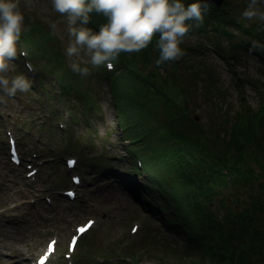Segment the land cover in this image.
<instances>
[{
	"label": "rangeland",
	"instance_id": "obj_1",
	"mask_svg": "<svg viewBox=\"0 0 264 264\" xmlns=\"http://www.w3.org/2000/svg\"><path fill=\"white\" fill-rule=\"evenodd\" d=\"M236 5L240 17L243 18L242 21L246 19L244 23L248 26L259 20L258 17L251 19L244 17L243 11L246 7L240 3L239 6ZM20 7L25 15V25L35 27L36 23L41 25L46 23L51 29V33L47 37L32 34L37 64L40 68L47 70L54 71L58 67L65 68L66 73L68 72L67 78L71 85L80 89L81 97L83 94L73 127L75 137L82 139L84 136L86 126L83 116L86 112L89 114L87 116L93 120L91 124L97 129L95 148L87 152L95 154L104 151V157L99 161L98 168L94 166L84 173V177L91 185L89 187L93 189L92 195L85 196L87 198L81 200L77 198L74 203L61 200L59 193L53 191L54 182L47 186H40L39 182L42 181V178L38 177L37 181L39 182L29 187H32L35 193L40 191L49 195L52 199L50 205L43 200L30 203V200L36 195L28 190V182L20 170L5 162L6 152L4 150L3 153L0 148V212H2L0 217V264H17L30 260L32 251L44 239L42 237L44 231L56 229L60 232L68 226L69 222L82 221L88 212V206L92 207L101 218L99 227L92 235L94 242L99 243L105 238H114L115 228L123 231L126 229L128 220L142 216L144 228L141 237L146 234L149 237L147 240L155 243V247L151 250L152 254H165L167 256L166 264L175 261L173 255L177 249L170 244L157 224L149 216H144L147 212L142 208L139 194L137 195L135 190L129 186L128 170L130 165L124 156V149L119 143L120 137L115 128L114 110L110 105L108 87L106 81L100 77L97 71L98 66L90 63V57L84 53L83 49L79 54L71 57L67 55L66 47L70 39L67 17L66 14L55 11L51 0H20ZM260 7L264 9V3ZM53 22L56 24L55 29L50 27ZM236 31L239 34L237 29ZM198 42L205 44L204 53H192L188 56L184 53L178 58L180 63L176 69H168V67L156 69L155 76L168 78L169 71L174 72L177 75L176 80L169 79L167 85L171 86V91L177 93L176 95L180 99L186 101L195 123H199L204 128L207 127V133L212 136H223L227 132L230 122L243 107V102L253 110L259 106L260 95L264 94L261 66L256 56L239 53L237 58H234L233 71L235 72H232L229 65L215 51L218 44L226 49L229 44L224 38L221 43H216L219 41L213 33H210L209 36L197 33L185 34L182 40L183 44L189 46H195ZM54 43L60 45L64 54L61 56V61L56 60L59 62L57 66H52L51 61V58H55V55L52 54ZM73 61L79 62L82 67H88V74L74 72L71 68ZM18 62L12 58L6 75L11 77L20 72L26 75ZM138 66H140V62H138ZM149 68L147 67L145 73ZM238 76L243 79L242 84L239 82V85L234 80L239 78ZM125 87L137 92V86L133 81L126 83ZM0 92L2 94L0 113L7 117L6 122L27 120L31 115L39 112V108L43 104L47 108V102L36 97L41 91L37 92L31 88L27 91L18 90L14 96L3 91ZM240 93L244 96L240 97ZM131 94L136 102L141 99L137 93L136 95ZM89 96L95 101L96 107L93 110H89L87 107ZM146 101L148 104L152 102L148 99ZM165 118L164 113H159L152 117L146 126L162 124ZM142 121L146 123L145 118H142ZM5 123L0 117V134L3 133L2 126H5ZM30 130L31 133L25 135L24 138L33 144L38 132L35 128ZM220 130L221 132L218 133ZM161 132L163 131L156 133V139L150 144L153 151L165 145L163 140L158 139ZM61 159L62 156L59 157L60 161ZM62 171L60 162L57 166V173L60 177H62ZM44 180L47 182L48 174L47 178H43ZM94 181L97 183L95 187L93 186ZM241 197L244 198V196ZM94 252L96 253V250Z\"/></svg>",
	"mask_w": 264,
	"mask_h": 264
},
{
	"label": "trees",
	"instance_id": "obj_2",
	"mask_svg": "<svg viewBox=\"0 0 264 264\" xmlns=\"http://www.w3.org/2000/svg\"><path fill=\"white\" fill-rule=\"evenodd\" d=\"M239 3L247 7L248 0H228L221 7L210 5L204 21L189 22L192 27L186 34L209 36L213 33L219 41L216 43L226 39L228 49L218 44L215 51L230 66L239 53L256 56L261 66L264 90V47H252L254 41L264 44V20L259 19L243 29L246 43L237 40L231 30L240 31L246 21H242L236 9ZM91 16L88 27L93 30H98L99 25L106 21L103 13L93 12ZM93 21L95 26L91 25ZM31 33L37 36L38 29L32 27ZM158 35L154 34L148 47L138 52H122L115 79L124 122L129 127L135 124L131 127L133 134L147 133L150 164L165 180L183 186L192 185L179 208L169 211L170 227L176 232H181L184 227H197L196 241L215 253L218 264H223L224 252L233 248L241 251L239 264H244L246 259L251 264H264V94L260 95L257 109L252 110L247 104L240 108L223 136L208 138L207 127L195 123L186 101L167 85V81L176 80L177 75L169 71L168 78L155 76L156 69H176L180 63L179 59L161 65L155 63L159 56V49L155 46ZM180 46L186 56L204 53L206 49L200 42L195 46L183 43ZM147 67L150 68L145 73ZM129 81L137 86L136 93L141 98L137 102L131 94L136 93L125 87ZM146 99L152 102L148 104ZM159 113L166 115L162 124L147 127V122ZM158 131H163L158 139L165 145L153 151L150 144ZM176 142L186 146L185 155L192 161L190 166L198 184L192 180L176 146L172 144ZM142 203L147 204L145 201ZM173 203L170 198L169 204ZM155 209L158 215H162L158 208ZM190 246L195 247V244Z\"/></svg>",
	"mask_w": 264,
	"mask_h": 264
},
{
	"label": "clouds",
	"instance_id": "obj_3",
	"mask_svg": "<svg viewBox=\"0 0 264 264\" xmlns=\"http://www.w3.org/2000/svg\"><path fill=\"white\" fill-rule=\"evenodd\" d=\"M51 3L56 12L67 17L70 37L67 55L71 57L83 49L92 65L109 69L121 52H138L148 47L157 33L155 46L159 56L155 63L161 65L180 58L184 55L180 46L183 37L192 27L189 22L202 23L210 10V0H51ZM262 3L264 0H248L243 16L264 20ZM93 12L106 17L98 30L88 27ZM24 21L20 0H0V91L10 96L31 87V80L23 72L6 75L12 58L18 56L17 41L26 30ZM50 27L55 29V22ZM252 47L264 44L254 41ZM29 68L34 70L31 65ZM71 68L84 75L89 72L88 67L77 61L72 62Z\"/></svg>",
	"mask_w": 264,
	"mask_h": 264
},
{
	"label": "snow or ice",
	"instance_id": "obj_4",
	"mask_svg": "<svg viewBox=\"0 0 264 264\" xmlns=\"http://www.w3.org/2000/svg\"><path fill=\"white\" fill-rule=\"evenodd\" d=\"M71 163H75L74 161L71 162ZM74 179H78V177H74ZM93 222L91 220H89L86 224H83V225H80L77 229V231L79 233H83ZM137 229L136 227H133L132 231L135 232ZM76 240H77V237L76 236H72L71 238V242H70V246H74L75 243H76ZM52 243L53 242H50L49 243V249L51 250L52 249ZM46 259V256H42L40 258V264H44V260Z\"/></svg>",
	"mask_w": 264,
	"mask_h": 264
},
{
	"label": "water",
	"instance_id": "obj_5",
	"mask_svg": "<svg viewBox=\"0 0 264 264\" xmlns=\"http://www.w3.org/2000/svg\"><path fill=\"white\" fill-rule=\"evenodd\" d=\"M226 0H210V4H214L216 6H222Z\"/></svg>",
	"mask_w": 264,
	"mask_h": 264
}]
</instances>
